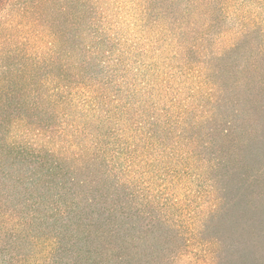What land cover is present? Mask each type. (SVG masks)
<instances>
[{
	"label": "trees",
	"instance_id": "16d2710c",
	"mask_svg": "<svg viewBox=\"0 0 264 264\" xmlns=\"http://www.w3.org/2000/svg\"><path fill=\"white\" fill-rule=\"evenodd\" d=\"M101 1L0 0V264H154L147 234L179 226L174 198L209 192L220 140L259 129V23L220 48V0H146L161 47L125 57Z\"/></svg>",
	"mask_w": 264,
	"mask_h": 264
},
{
	"label": "rangeland",
	"instance_id": "374dc122",
	"mask_svg": "<svg viewBox=\"0 0 264 264\" xmlns=\"http://www.w3.org/2000/svg\"><path fill=\"white\" fill-rule=\"evenodd\" d=\"M187 1L190 0H184V6ZM220 1L218 6L224 8L229 21L224 23L226 30L220 33L216 47L228 45L239 35L241 27L254 23H259L261 28L260 33L255 32V37L262 38L260 34L264 33V0ZM145 3L146 0H102L100 3L106 6V13L114 15V24L118 27V48L128 51H121L125 57L132 50L140 51L138 54L144 51L142 55L147 57L161 47L157 43L158 38L151 37L157 29L146 30L141 19L137 20L138 14H143ZM4 7L2 14L6 25H21L23 21L20 16H11L13 13L7 11L6 5ZM27 24L26 21L25 33ZM151 26L158 28V24ZM36 31L30 33L33 35L31 43L38 48L43 44L36 40L35 36L39 35ZM48 39L53 40L52 37ZM151 42L156 43L152 48ZM132 47L135 48L131 49ZM29 49L32 50L30 46ZM184 71L190 75V81L192 77L201 74L198 64H194L193 70ZM260 73L264 75V67ZM199 85V82L194 84V89L202 87ZM256 108L251 121L259 124L258 135H238L233 143L220 140L225 150L221 154L224 160L215 169L214 178L208 181L209 185L205 186V189L209 188V192L204 190L195 194L198 187L186 185L183 191L188 195L181 197L182 194H178L174 198L178 209H183L180 211L179 226L173 233L164 229L162 234L160 231H150L147 234V245L155 256L152 258L154 264L156 258H166L169 261V253L174 255L179 251L180 255L174 260L172 258L170 264H264V85ZM192 195H198L199 199L189 201ZM211 209L213 212L208 216ZM178 231L182 232L180 237L176 234ZM142 249H146L145 245Z\"/></svg>",
	"mask_w": 264,
	"mask_h": 264
}]
</instances>
